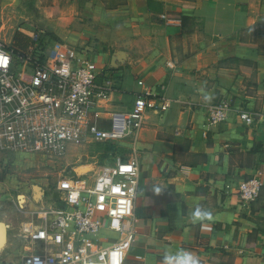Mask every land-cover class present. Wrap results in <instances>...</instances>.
Here are the masks:
<instances>
[{
  "label": "crops",
  "instance_id": "1",
  "mask_svg": "<svg viewBox=\"0 0 264 264\" xmlns=\"http://www.w3.org/2000/svg\"><path fill=\"white\" fill-rule=\"evenodd\" d=\"M72 10L71 19L28 13L3 42L21 52L50 31L75 47L93 44L119 73L112 108L132 105L140 78L170 104L149 111L133 138L141 172L124 264H165L181 249L200 264H264V184L251 202L238 194L264 172V0H83ZM140 41L146 47L133 54ZM112 51L126 56L109 61ZM222 98L232 101L228 119L209 123L206 107ZM244 109L253 123L241 120Z\"/></svg>",
  "mask_w": 264,
  "mask_h": 264
},
{
  "label": "built area",
  "instance_id": "2",
  "mask_svg": "<svg viewBox=\"0 0 264 264\" xmlns=\"http://www.w3.org/2000/svg\"><path fill=\"white\" fill-rule=\"evenodd\" d=\"M162 17L166 24H182L181 18ZM33 40L21 52L0 41V152L58 160L71 144L136 136L149 111L169 108L140 78L142 90L132 105L114 109L119 73L97 60L93 44L75 47L37 33ZM232 108L228 98L209 104V123L225 122ZM239 116L245 124L255 121L247 109ZM140 172L133 153L103 165L91 182L67 184L56 215L26 231L20 259L0 258V264H124L135 240ZM263 184L262 171L241 181V200H255Z\"/></svg>",
  "mask_w": 264,
  "mask_h": 264
},
{
  "label": "rangeland",
  "instance_id": "3",
  "mask_svg": "<svg viewBox=\"0 0 264 264\" xmlns=\"http://www.w3.org/2000/svg\"><path fill=\"white\" fill-rule=\"evenodd\" d=\"M34 1L35 9L28 6ZM82 3L83 0H0V41H7L18 24H27L30 13L45 19L64 13L71 19L72 8H79ZM48 34L56 35L50 31ZM145 47L140 41L134 44L132 52L138 54L136 48ZM113 53H109V61L126 56L122 52ZM133 138L130 135L112 141L71 144L58 160L0 152V258L20 259L26 231L56 215L67 184L82 179L93 181L103 165L115 162L118 157L128 158L134 153L140 158ZM231 263L234 262H227Z\"/></svg>",
  "mask_w": 264,
  "mask_h": 264
},
{
  "label": "clouds",
  "instance_id": "4",
  "mask_svg": "<svg viewBox=\"0 0 264 264\" xmlns=\"http://www.w3.org/2000/svg\"><path fill=\"white\" fill-rule=\"evenodd\" d=\"M206 215L211 217L210 212L202 213L199 209L195 212L196 217ZM165 264H200L199 257L189 250H179L175 254H166L164 258Z\"/></svg>",
  "mask_w": 264,
  "mask_h": 264
},
{
  "label": "trees",
  "instance_id": "5",
  "mask_svg": "<svg viewBox=\"0 0 264 264\" xmlns=\"http://www.w3.org/2000/svg\"><path fill=\"white\" fill-rule=\"evenodd\" d=\"M44 35H45V33H44ZM28 48H29V46H27L25 50H27Z\"/></svg>",
  "mask_w": 264,
  "mask_h": 264
}]
</instances>
